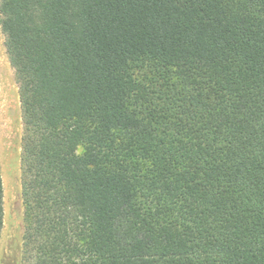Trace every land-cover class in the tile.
I'll return each instance as SVG.
<instances>
[{
    "label": "trees",
    "instance_id": "1",
    "mask_svg": "<svg viewBox=\"0 0 264 264\" xmlns=\"http://www.w3.org/2000/svg\"><path fill=\"white\" fill-rule=\"evenodd\" d=\"M0 16L25 264H264V0H0Z\"/></svg>",
    "mask_w": 264,
    "mask_h": 264
},
{
    "label": "rangeland",
    "instance_id": "2",
    "mask_svg": "<svg viewBox=\"0 0 264 264\" xmlns=\"http://www.w3.org/2000/svg\"><path fill=\"white\" fill-rule=\"evenodd\" d=\"M23 131L19 87L8 60L5 37L0 26V170L4 189L0 264H25V217L21 198Z\"/></svg>",
    "mask_w": 264,
    "mask_h": 264
}]
</instances>
